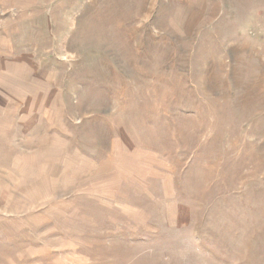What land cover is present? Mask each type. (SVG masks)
I'll return each instance as SVG.
<instances>
[{
  "label": "rangeland",
  "instance_id": "rangeland-1",
  "mask_svg": "<svg viewBox=\"0 0 264 264\" xmlns=\"http://www.w3.org/2000/svg\"><path fill=\"white\" fill-rule=\"evenodd\" d=\"M0 264H264V0H0Z\"/></svg>",
  "mask_w": 264,
  "mask_h": 264
}]
</instances>
